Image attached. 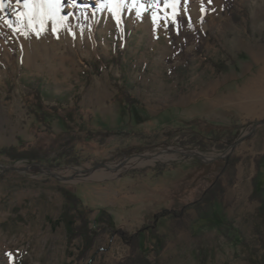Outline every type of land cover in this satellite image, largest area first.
Masks as SVG:
<instances>
[{"label":"rangeland","instance_id":"374dc122","mask_svg":"<svg viewBox=\"0 0 264 264\" xmlns=\"http://www.w3.org/2000/svg\"><path fill=\"white\" fill-rule=\"evenodd\" d=\"M36 2L0 12V264H264V0Z\"/></svg>","mask_w":264,"mask_h":264},{"label":"trees","instance_id":"16d2710c","mask_svg":"<svg viewBox=\"0 0 264 264\" xmlns=\"http://www.w3.org/2000/svg\"><path fill=\"white\" fill-rule=\"evenodd\" d=\"M201 49L202 47H198L196 52L200 51ZM216 66L219 67V65ZM36 96L38 99L41 98L38 92ZM37 106L43 108L42 104H37ZM178 123L181 128H188L198 125V123L194 121H188L185 119H179ZM213 125L218 126L217 124ZM215 129L217 130L216 127ZM195 136L196 135H194L193 137L194 141L196 139ZM195 142L201 144L200 140H196ZM63 193L67 202L66 207L61 215V221H63L66 225L69 242H72L77 237H81L83 240L82 252L86 253L93 247L95 239L99 235V230L97 229V227L90 225L89 217L85 211L77 208L76 211L73 212V208L70 206V204L74 205V207L77 206L80 202L79 196L66 189L63 190Z\"/></svg>","mask_w":264,"mask_h":264},{"label":"bare ground","instance_id":"6f19581e","mask_svg":"<svg viewBox=\"0 0 264 264\" xmlns=\"http://www.w3.org/2000/svg\"><path fill=\"white\" fill-rule=\"evenodd\" d=\"M75 3H77V1H73L72 3H70V8ZM77 8L80 10L81 7L77 6ZM92 8L93 7H92V5H90V3H88L85 6V9L87 11H89V12H92V10H93ZM180 151H182L183 153L190 154V155L191 154H199L198 151H194V152L188 153L185 150H180V149L175 148V147H172L171 149L168 150V152H173L174 154H176L177 152H180ZM162 157H164V153H157V154L146 153V154L136 155L134 157L128 158L127 160H125L123 162H118V163L106 165L107 166L106 169H109L111 171H120V170H122L124 168L131 167V166H134V165H137V164H143V163L146 164V162H153L155 160L161 159ZM90 171H91L90 169H81L77 173H72L71 176L73 178L74 177L75 178L83 177V176L87 175V173H89Z\"/></svg>","mask_w":264,"mask_h":264},{"label":"snow or ice","instance_id":"6c2138e0","mask_svg":"<svg viewBox=\"0 0 264 264\" xmlns=\"http://www.w3.org/2000/svg\"><path fill=\"white\" fill-rule=\"evenodd\" d=\"M8 4L10 5L11 4V0H7ZM17 3L20 2V0H16ZM111 3L113 4H120V3H123V0H110ZM212 2V0H208V3L210 4ZM33 3V0H25V4L24 6L26 8H28L30 6V4ZM44 3H47L48 7L51 8L53 7V0H44ZM176 3H179V0H172V4H176ZM36 8H40L42 7V3H40V0H37L36 2ZM4 7H5V0H0V12H2L4 10ZM201 11L203 12L204 11V8L202 7L201 8ZM9 27H11V25H9ZM18 30V29H17Z\"/></svg>","mask_w":264,"mask_h":264}]
</instances>
